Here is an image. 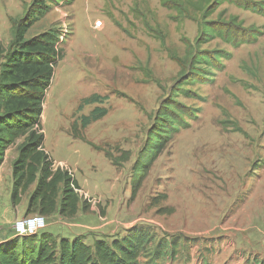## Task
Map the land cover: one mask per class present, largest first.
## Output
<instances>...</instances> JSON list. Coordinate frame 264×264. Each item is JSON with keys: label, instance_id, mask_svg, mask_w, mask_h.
<instances>
[{"label": "rangeland", "instance_id": "1", "mask_svg": "<svg viewBox=\"0 0 264 264\" xmlns=\"http://www.w3.org/2000/svg\"><path fill=\"white\" fill-rule=\"evenodd\" d=\"M179 1L178 11L161 0H55L28 31L27 38L59 34L63 58L40 124L55 167L80 186L77 215L44 217L41 233L92 245L145 232L151 245L138 264H149L157 245L165 251L157 264H264V14L227 1L213 13L209 4ZM251 1L264 8V0ZM30 2L0 0L4 48L11 21ZM230 18L250 31L246 42L200 37L203 26ZM188 44L220 60L214 68L201 63L204 80L179 86L188 73L181 77L174 59L185 57ZM168 102L182 120L132 200L133 167ZM96 108L105 115L82 128L81 118Z\"/></svg>", "mask_w": 264, "mask_h": 264}, {"label": "trees", "instance_id": "2", "mask_svg": "<svg viewBox=\"0 0 264 264\" xmlns=\"http://www.w3.org/2000/svg\"><path fill=\"white\" fill-rule=\"evenodd\" d=\"M55 0H31L22 18L12 20V40L7 48L0 42V168L8 149L20 139L17 156L12 163V186L10 200L13 207L20 204L22 197L34 186L28 196L25 215L39 214L50 217L58 214L65 219L74 218L79 211L80 186L72 173L56 168L51 156L44 149V133L40 124L45 95L52 82L54 68L63 58L58 48L59 34L49 29L27 38L34 23L49 10ZM209 4L213 13L223 2L234 3L257 14H264L261 3L251 0H197ZM167 9L182 6L179 0H161ZM237 31V32H236ZM236 26L235 18L229 21L211 22L203 26L200 37L208 42L218 35L225 43L236 45L246 42L250 31ZM208 38V39H206ZM199 41L196 42V46ZM183 72L187 71L186 82L195 83L203 79L201 63L214 68L220 56L201 53L192 45H186L185 57L174 59ZM204 80V79H203ZM90 103L91 101H86ZM175 103L162 105L138 159L133 167L131 199L133 200L147 178L150 168L166 147L173 130L180 124V110ZM184 114V113H183ZM105 115V110L96 108L89 116L81 118V127H87ZM77 130L76 125L73 127ZM74 138L84 141L76 132ZM151 245L145 232L128 231L120 238L108 242L96 239L92 245L80 238L68 240L49 233L14 238L0 243V264H138L139 257ZM148 257L149 264L158 263L165 257L159 245L153 247ZM170 256H176L170 247ZM167 259V258H166Z\"/></svg>", "mask_w": 264, "mask_h": 264}, {"label": "crops", "instance_id": "3", "mask_svg": "<svg viewBox=\"0 0 264 264\" xmlns=\"http://www.w3.org/2000/svg\"><path fill=\"white\" fill-rule=\"evenodd\" d=\"M21 142L19 143L16 142L14 146H12L10 149L6 151L4 162L0 168V180L3 177L0 184L4 182L5 185V195H0V243L15 238L13 233L8 232V228L16 219H20L25 216L27 203H28V196L29 193L34 188V186H31L29 192L22 197V200L18 206H16L15 208L12 206L10 200V192L12 186V163L17 156V147ZM9 184H10V189H9ZM47 233L54 235L52 232L47 231ZM74 238L75 237H73L72 239Z\"/></svg>", "mask_w": 264, "mask_h": 264}, {"label": "built area", "instance_id": "4", "mask_svg": "<svg viewBox=\"0 0 264 264\" xmlns=\"http://www.w3.org/2000/svg\"><path fill=\"white\" fill-rule=\"evenodd\" d=\"M13 226L14 237L24 238L40 234L46 228V223L43 216L33 214L28 217L16 219Z\"/></svg>", "mask_w": 264, "mask_h": 264}]
</instances>
